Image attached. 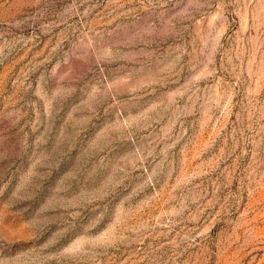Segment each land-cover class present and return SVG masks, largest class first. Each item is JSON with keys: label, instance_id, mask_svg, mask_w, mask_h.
<instances>
[{"label": "rangeland", "instance_id": "rangeland-1", "mask_svg": "<svg viewBox=\"0 0 264 264\" xmlns=\"http://www.w3.org/2000/svg\"><path fill=\"white\" fill-rule=\"evenodd\" d=\"M0 264H264V0H0Z\"/></svg>", "mask_w": 264, "mask_h": 264}]
</instances>
